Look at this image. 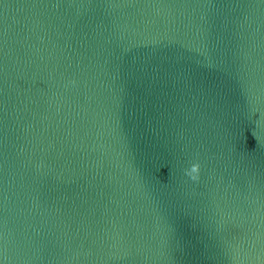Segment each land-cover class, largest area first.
I'll list each match as a JSON object with an SVG mask.
<instances>
[{"label":"water","instance_id":"obj_1","mask_svg":"<svg viewBox=\"0 0 264 264\" xmlns=\"http://www.w3.org/2000/svg\"><path fill=\"white\" fill-rule=\"evenodd\" d=\"M0 264H264V0H0Z\"/></svg>","mask_w":264,"mask_h":264},{"label":"clouds","instance_id":"obj_2","mask_svg":"<svg viewBox=\"0 0 264 264\" xmlns=\"http://www.w3.org/2000/svg\"><path fill=\"white\" fill-rule=\"evenodd\" d=\"M199 170H200V165L199 164H194L191 167L190 171H186V175H188L192 180H197L198 179V174H199Z\"/></svg>","mask_w":264,"mask_h":264}]
</instances>
